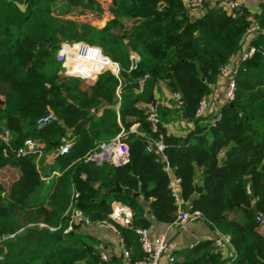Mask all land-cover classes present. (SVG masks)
<instances>
[{"label":"trees","instance_id":"trees-1","mask_svg":"<svg viewBox=\"0 0 264 264\" xmlns=\"http://www.w3.org/2000/svg\"><path fill=\"white\" fill-rule=\"evenodd\" d=\"M187 13L184 0H0V127L14 134L11 148L0 139V264H99L87 234L77 227L62 231L70 200L93 222L111 219L114 200L127 204L129 224H115L131 255L141 257L134 228L149 219L136 199L147 202L156 220L176 216L167 167L178 178L182 199L229 236V264H264V219L255 218L264 217V34L253 35L254 49L234 73V96L221 103L211 123L195 108L212 92L221 65L239 51L250 21L240 9L216 5L200 15ZM75 42L97 46L117 61L118 76L101 70L82 89L83 78L63 72L54 56L62 43ZM94 54L90 65L98 67ZM88 66L81 62L72 70L90 73ZM122 78L141 86L117 96ZM160 83L179 94L172 108L157 103L167 167L159 153L145 148L157 134L146 112ZM47 112L53 118L37 124ZM167 113L191 121L192 129L184 136L166 132L161 120ZM133 124L138 127L131 129ZM120 131L125 162L85 158ZM69 132L76 136L71 147L49 160ZM27 136L37 141L38 155L15 154ZM53 169L58 173L44 182L41 176ZM114 180L121 191H108ZM222 261L214 239L207 238L178 250L170 264Z\"/></svg>","mask_w":264,"mask_h":264},{"label":"built area","instance_id":"built-area-1","mask_svg":"<svg viewBox=\"0 0 264 264\" xmlns=\"http://www.w3.org/2000/svg\"><path fill=\"white\" fill-rule=\"evenodd\" d=\"M211 0H184L185 5L187 7H202L205 4L209 3ZM218 5L223 6L228 10H235L240 7V4L237 0H215ZM264 32V26H260L257 24H249L246 29L245 33L249 36L251 35H258ZM254 47L252 45H248L242 52L238 55L236 60L232 58L225 62L219 68V76L227 74L224 91H223V102L230 101L234 96V88H235V81H234V73L236 67L238 65L239 60L247 57L252 51ZM92 51V53H91ZM96 52L99 56L100 63L98 64V68L94 69L90 73H97L101 70L108 69L112 72L115 76H118L119 65L117 61L111 60L107 55L103 54L99 47L88 45L84 42H75L71 44L62 43L58 50L55 53V58L57 61L61 63L63 66V71L65 73H70L72 70V60L73 56L77 57L78 60H82L86 63L94 64L95 58L93 53ZM133 60H135L136 56H131ZM120 84V83H119ZM119 86V85H118ZM117 86V87H118ZM117 89V88H116ZM117 94V91H116ZM171 97L175 99L176 103H179V94L175 91L170 93ZM118 96V94H117ZM208 106V100L206 96H202L198 101V104L195 108V115L202 116L206 111ZM93 109H91L92 111ZM219 116V111H215L212 119L210 122L212 123L216 118ZM53 118L51 112H47L43 115H40L36 119V123L41 125L50 119ZM146 120L149 123L151 131L157 133L155 137L151 138L150 142L146 144V150H154L160 154L163 161L165 160V154L163 152V148L165 146V142L162 139V135L159 131V124H160V117L157 111V102L150 101L147 106L146 112ZM122 131L115 134L108 140L100 141L95 148L87 152L85 158H90L95 160L96 162H101L106 160L112 165H117L125 162L127 160L128 152H127V145L125 141L121 139ZM0 139L6 145V147L11 148V140L13 139V135L11 130L6 126L0 127ZM73 141L68 135H64L60 137V142L56 146L54 152L50 154V159H53L54 156L65 153L71 147ZM16 155L24 154L27 151H34L38 155L40 153V148L35 139L32 137H24L18 146L14 149ZM167 167V162L165 164ZM168 169V167H167ZM58 172L56 170H51L49 174L42 175L41 179L44 182H47L48 179ZM82 174L81 176H83ZM178 181V178L176 177ZM168 187L170 190L171 195L174 198V202L177 205V212L175 218L171 221L174 225H182L188 222L193 216L201 217V213L198 209L191 208L188 202L182 204V201L178 195V192L173 186L171 180H168ZM246 190L249 191L248 186H246ZM77 191H72V196H76ZM64 214L68 216L66 225L62 228L63 232L70 231L72 228H75L79 225H87L90 223H96L102 225L105 228H108L112 232H114L117 236L118 246L120 256L122 258L123 264H157V261L161 257L164 248H165V238L164 236L158 235L155 238H151L149 235V228L148 226L138 225L134 228V231L137 235V241L139 243V247L142 251L141 257H133L129 248L125 245L122 236L119 234L118 228L116 224L111 219L102 218L99 221L93 222L87 216H85L80 209L73 206L71 204V200L64 210ZM255 218L257 220H263L259 213H255ZM59 228V223L55 226H48V229L51 231L56 230ZM14 232L8 233L6 236H12ZM214 244L217 247H223L225 245H230L229 243V236L225 233H219L214 238ZM195 243V242H194ZM92 253L98 258L99 264H103L104 261L107 260V254L104 248L100 246H94L92 249ZM234 255V252H233ZM168 259L172 260L173 256L171 254L168 255Z\"/></svg>","mask_w":264,"mask_h":264},{"label":"crops","instance_id":"crops-1","mask_svg":"<svg viewBox=\"0 0 264 264\" xmlns=\"http://www.w3.org/2000/svg\"><path fill=\"white\" fill-rule=\"evenodd\" d=\"M237 1L240 4V7L238 9H240L245 14L246 18L250 21V24L253 23L260 26H264V0ZM215 5L223 7L221 5H218L215 0H211L209 3L205 4L202 7H188V14H192L195 16L200 15L204 12L206 8ZM262 34H264V32ZM253 37V35L244 36L243 40L241 41L239 51L232 57L233 60L237 59L240 52H242L243 49H245L249 45ZM96 68L98 67L94 65H91L90 67L92 71ZM95 74L91 77L83 78L79 84L80 87L82 89L87 90ZM226 77L227 74L219 76L213 85L212 92L206 96L208 100V106L202 116H204L207 121H210L212 119L214 112L219 109L221 103L223 102V91ZM118 93L119 92H117V94ZM170 93L171 92L162 83L158 84V87L154 90V96L156 98L157 103L160 104V107L163 108L165 106L168 108H172V106L175 105L171 101L173 100V98L171 97ZM161 121L165 126L166 132L178 136L186 135L188 131L193 127L191 121L178 117L177 115H174L172 113H169V115L167 113V116L164 117V121L163 119ZM137 127L138 125L133 124L131 126V129ZM12 135L14 136L13 133ZM68 136L72 139L73 142L75 141V134L69 132ZM225 149L226 146H223L218 151V159L222 158ZM49 160H51L50 157ZM167 173L168 180L172 181L173 186L178 192L182 204L184 205L187 201L183 200L181 197L179 181L176 180V176L170 168H168ZM136 202L139 203L142 211L147 215L149 219V223L147 226L149 228V235L151 236V238H155L156 236L161 234L165 238V248L161 257L157 261V264H170L173 259H168L169 254L174 257L178 250H180L181 248L190 246L191 244L199 240L207 238L213 239L216 235L220 233L216 228L205 222L202 217L193 216L188 222L182 225H174L171 222H163L156 220L151 215L149 206L142 197L139 196L136 199ZM110 217L112 221L118 225L129 224V219L131 217V209L127 204L122 203L118 200H114L111 203ZM77 228L87 234L96 246L104 248L107 254V260L104 261L103 264H123L119 252L117 236L114 232L96 223L79 225L77 226ZM262 229H264V225L262 226ZM218 249L220 250L221 257L223 258V261L220 264H229V259L233 256L234 252L231 245L218 247ZM138 254L139 253L137 252H132L133 257H136Z\"/></svg>","mask_w":264,"mask_h":264},{"label":"water","instance_id":"water-1","mask_svg":"<svg viewBox=\"0 0 264 264\" xmlns=\"http://www.w3.org/2000/svg\"><path fill=\"white\" fill-rule=\"evenodd\" d=\"M70 73L71 74L80 75L82 78L91 77V76L94 75V73H88V72L87 73L86 72L82 73V72H77V71H71ZM140 86H141V83L138 80H128L126 78H122L121 79V84L117 87L116 90H114V93H116V91L120 92L123 89H127V88H133L135 90H138L140 88ZM162 163L164 165L166 164L165 161H162ZM121 190H122V187L120 186V184L116 180H114V185L108 189L109 192H111V191H121ZM127 193L132 194L133 196L137 195V192H133V191H130V190H127ZM52 235L55 236V237H60L61 236L59 233H55V232H52Z\"/></svg>","mask_w":264,"mask_h":264},{"label":"rangeland","instance_id":"rangeland-1","mask_svg":"<svg viewBox=\"0 0 264 264\" xmlns=\"http://www.w3.org/2000/svg\"><path fill=\"white\" fill-rule=\"evenodd\" d=\"M92 53V52H91ZM95 53V52H94ZM93 53V55L95 56L96 54H94ZM78 61H82V60H78V58L77 57H75V56H73V60H72V64L73 65H75V64H77L78 63ZM82 62H84V61H82ZM84 63H86V62H84ZM73 67V66H72ZM90 67V66H89ZM63 71V70H62ZM89 71L91 72L92 70L89 68Z\"/></svg>","mask_w":264,"mask_h":264},{"label":"bare ground","instance_id":"bare-ground-1","mask_svg":"<svg viewBox=\"0 0 264 264\" xmlns=\"http://www.w3.org/2000/svg\"><path fill=\"white\" fill-rule=\"evenodd\" d=\"M81 62H82V61H78V63H77V64H81ZM73 66H74V65H73ZM89 66L91 67V65H89ZM89 66H88V67H89ZM90 67H89V68H90ZM72 68H73V67H72Z\"/></svg>","mask_w":264,"mask_h":264}]
</instances>
